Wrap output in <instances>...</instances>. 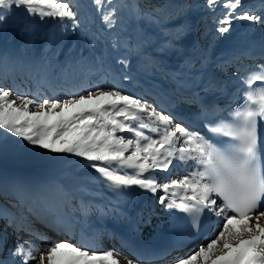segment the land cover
<instances>
[{"label":"snow or ice","instance_id":"6c2138e0","mask_svg":"<svg viewBox=\"0 0 264 264\" xmlns=\"http://www.w3.org/2000/svg\"><path fill=\"white\" fill-rule=\"evenodd\" d=\"M92 2L103 22L112 28L116 9L107 7L112 0ZM204 4L213 11L218 7L224 10L216 29L220 36L230 32L235 20L248 21L250 27L264 24V0L259 14L245 10L244 0H204ZM16 10H22L33 21L36 17L41 21L49 17L58 27L66 29L69 24L73 29L79 27L77 0H0V25ZM132 10L137 18L143 15L151 19L135 3ZM183 31V26L176 29L177 38ZM120 63L126 65L127 61ZM257 69L240 77L234 95L238 98L243 92L244 102L236 108L229 105L220 109L214 100L205 103L199 93H193L194 99L183 101L198 106L195 115L205 122L212 139L190 131L186 124L175 122L177 116L173 113L158 111L142 97L118 86L106 91L97 85L87 95L72 94L63 101L58 97L44 98L42 103L38 96L17 93L20 105L10 98L12 89L0 87V152L6 151L10 133L30 145L80 158L77 163L99 174H92L91 180L111 191L125 193L138 188L153 196L163 191L165 195L159 197V203L166 209L175 208L186 214L180 218L184 223L175 226L173 250H180L197 238L202 220L206 215L209 218L215 215V223L223 224L215 239L185 258L177 257L176 264H264V224L261 223L264 210H260L264 207V152L257 134L258 121L264 120V64ZM256 81L261 86L253 87ZM214 90L218 89L209 81L204 91ZM32 106L40 111H30ZM70 110L75 111L65 118ZM225 110L230 119L220 115ZM57 144L61 146L56 147ZM174 161L191 167L192 171L179 179L158 180L155 171L168 172L170 166H175ZM79 191L83 193L79 206H72L69 201L70 211L63 217L41 218L45 227L69 237L54 244L46 243L45 252H40V245L32 241L19 243V233L27 232L47 241L50 238L46 233L0 213V219L7 220L5 230L0 231V252L8 240L6 229L12 227L17 233V243L14 249H9V259L0 260V264H30L37 259L34 252H40L39 264H45V260L47 264H120L111 251L92 250L100 246L98 236L86 240L82 231L76 244L71 242L75 239L76 224L84 223L80 217L86 220L92 210L91 201L84 200V196L91 195L87 185ZM101 213L104 214L102 209ZM253 217L255 223H249ZM150 222V218L144 221ZM112 238L116 239L115 234ZM126 243L121 238L122 246ZM127 264L134 262L127 260Z\"/></svg>","mask_w":264,"mask_h":264},{"label":"rangeland","instance_id":"374dc122","mask_svg":"<svg viewBox=\"0 0 264 264\" xmlns=\"http://www.w3.org/2000/svg\"><path fill=\"white\" fill-rule=\"evenodd\" d=\"M135 1L136 0H112V4L107 6L109 10L113 7L116 9L114 17L116 23L112 28H108L103 22L101 13L96 11V6L93 4L92 0H77L79 5V27L76 29H73L71 24H69L66 29L58 27L53 22L52 18L49 17H45L43 21H41L39 17H36L35 21H33L31 18L27 17L22 10H16L13 15L9 16L7 20L0 25V73L5 71L3 69L4 67H20L21 56L24 60L29 59L32 54H40L39 57H42V59L44 58V60L50 63L58 60L60 56L69 57V60H71V63H69L70 65H73L74 61L90 58L95 62L96 66L100 65L99 59L107 57L109 60L112 56L118 55L122 60L127 61V64L125 65L122 63L121 67V71L127 73V75L124 74L127 77H133L131 71L134 68L137 72L146 69L156 72L153 66L159 64V62L163 63L164 59L160 58L158 62L156 60L152 61L146 57L150 52V47H152L150 44L152 43L153 37L155 38L156 36L159 38L158 40L162 44L164 51H171L174 54L175 50L173 48L175 47L173 43H175V40L171 42L168 40L169 38L171 39V35H165L167 24L170 27H172L171 24L174 26L176 25L174 28L175 30L176 27L180 28L182 25L183 28L189 27V29H191L189 25L191 24L192 18H198L203 12L202 4L204 0H155V3H153V5L157 7L155 11L148 6L150 5L148 2L137 4L142 13L151 15V19L143 15L137 18V14L132 10V5ZM163 17H169L166 23L163 21ZM202 32H206V28L203 29ZM141 39L144 40V44L140 45ZM182 40H184V38ZM145 42H147V44H145ZM114 43L117 45L116 47L113 46ZM125 43L127 47L124 46ZM141 54H144V56H140ZM85 55L86 57H84ZM166 59H169V56L166 55ZM32 61L33 63L36 62V64L40 62V60L36 58L32 59ZM63 66H67L65 69L68 73L70 71L68 67L70 66L68 64H64ZM0 87L5 88L4 86ZM113 87L114 86L109 85L102 88L107 91L111 90ZM132 88L138 89L136 85L132 86ZM59 91L63 92V89ZM91 91H95V89ZM66 93L67 95H60L59 99L61 101L71 98L72 94ZM73 94L87 95V91ZM133 95L141 97L138 94ZM16 97L17 94L12 92L10 98L16 100L17 105H20L21 101ZM142 98L150 104V101L145 98V96H142ZM39 102L42 103L43 99L39 100ZM29 110L32 112L40 111V109L34 106L30 107ZM56 111H59V109ZM74 111L75 110H70L66 113L65 118L70 117ZM54 120L55 117H53V122ZM8 137L6 151L0 152V190L4 189L5 183L7 185L11 182L14 176L27 175L30 176L29 179L31 180L33 179V174L39 173L37 175H41L44 180L52 179V184L57 188L59 185L62 186L67 191L66 197H69L71 205L79 206L77 200L80 199L81 201V197L83 196V193H81L79 189L81 186L87 185L91 195L84 196V200L91 201L93 205H96L95 208L92 207L90 215L94 217V214H97L95 211L101 212L102 209L104 214H101L105 217L106 223L109 222V215L112 213V209L108 205L110 203L106 196L118 201V205H112V207L117 206L125 212L131 207L132 203L129 202L125 204L122 202V197L124 195L128 194L130 197L141 196L143 199L151 196L149 192L145 191L144 194L141 195L140 191L142 190L140 189L125 192L126 194L112 192L108 188L103 187V185L91 180V175H97V173L77 163L80 158L71 156L67 153L53 152L49 149L30 145L26 141H23L22 138L14 137L10 133ZM60 146L59 144L56 145V147ZM177 147H179V144H177ZM176 166L178 167V165ZM30 171L33 173L32 175ZM183 174H178L172 179L183 177ZM156 177L157 179L159 178L158 175ZM78 185H80V187ZM44 186H46V188L43 189V191L49 190L48 184ZM41 190L35 193L39 195L42 193ZM69 201L67 203L68 206ZM142 205L148 207L146 203H142ZM4 211H6V213L7 211L10 212L11 208L3 204L0 200V213ZM67 211H70V206L67 207ZM221 218L223 219V217ZM2 221L5 222V219ZM252 221L253 220L250 219L249 223ZM252 223L254 224V222ZM220 225L221 224H218V229L212 239H215L218 231L223 228V226ZM3 230H5V225L2 223L0 225V231ZM7 235L10 240H8V244L5 246L2 255V257H5V260L9 259V249H14L17 243L8 232ZM28 241L40 245V252L46 251L44 245L47 242ZM19 243H24V241H19ZM40 252L34 253L37 259L33 261L32 264H39ZM113 255L119 260L120 264H127L128 258L116 253H113ZM45 264H47L46 260Z\"/></svg>","mask_w":264,"mask_h":264},{"label":"bare ground","instance_id":"6f19581e","mask_svg":"<svg viewBox=\"0 0 264 264\" xmlns=\"http://www.w3.org/2000/svg\"><path fill=\"white\" fill-rule=\"evenodd\" d=\"M137 1L138 4H143L144 2L146 3L148 2L150 4L148 6L152 8L153 11L157 10V7L153 5V3H155V0H137ZM244 3H245V10L255 11L258 14L260 13L261 0H244ZM202 5H203L202 14L198 18L193 17L191 20V24L189 25L191 29H189V27L187 28L185 27L184 30L185 29L186 30L184 31V33L179 34L178 38H177L176 30L174 29L176 25L174 26L171 24L172 27H170L167 24V29H166L167 31H165L166 32L165 35L167 36L171 35L170 36L171 39L169 38L168 40L171 42L175 40V43H180L181 45L179 47L177 44L173 43L175 47V51L177 52V53L174 52L175 54H177L176 58L173 57L174 54L171 51H167V52L164 51L162 44L158 40L159 38H157L156 36L155 38L153 37L152 43L150 44L151 46L154 47L149 49L150 51L149 54L161 55L164 58H166V55L169 56L168 60H171L170 64L166 65L161 62L158 67L161 68H163L164 66L166 68L170 67L169 72L167 71L168 72L167 74L165 72L168 78H173L174 80H176L177 79L176 76L178 77L182 76V80L180 81L181 89L188 90V86H191L194 89L195 88L194 78L199 77L200 75L203 76L204 79L207 81L214 82L215 80L219 79L221 82H227L228 78L227 76H225L224 73L225 71H229L231 68L237 65H243L244 63L253 61L254 59H259V61L262 60L257 55V53L253 51V49H255V47H259L264 52V24H255L250 27L249 26L250 22L248 21L235 20L232 23L230 32L224 34L223 36H220L219 33L216 31V29L218 27V21L222 18V13L224 10L222 9V7H218L215 11H213L205 7L204 3ZM168 18L169 17H163V21L166 23ZM177 28L178 27H176V29ZM205 28H206V32H202V30ZM190 36L193 37V39H189ZM230 37H232V39L228 41V43L231 42L234 43L235 45L240 44L239 46H246L247 48H249V50H247V52L244 53L239 52V50L238 51H236L235 49L232 50L230 48L223 50L224 47L217 50L218 49L217 43L219 42V39L230 38ZM183 38L189 40V44L184 45L186 41L183 43L182 42ZM141 41L142 42L140 43V45L144 44V40L141 39ZM147 42H145V44H147ZM159 47L162 48H160L159 50ZM180 49L181 51L179 52ZM39 55L32 54V56L29 59H24L25 64H21L20 67L15 68L13 73L12 72L7 73L6 71L1 72L0 86H4L6 89H10L6 79V75H8L9 83L15 84L17 87L21 88L19 90L20 92H18L20 95L26 94L29 97H32L33 94H36V91L43 92L42 89H38V87H40V84L43 85L44 88H46L44 89L46 90V92L58 93L57 91L61 89V87L59 89L57 88L59 83L63 85L68 84L69 88L74 87L75 90V88L79 89L80 86H83L84 83H86L88 80L98 79L99 74H101V71L99 69H96L97 66L95 62H93V60L90 58L85 60L81 58L82 59L81 61L80 60L74 61L73 62L74 64L70 65L69 63H71V60H69V57L60 56L58 60H55L54 62L50 63L47 60H44V58L42 59V57H39ZM86 55L84 57H86ZM34 58L39 59L40 62H38L37 64L36 62L33 63L32 59ZM205 58H207V62H205ZM50 59L54 60L53 58ZM150 59L153 61L152 58ZM166 60L164 61L166 62ZM64 64H68L70 66L68 67L70 70L68 73L66 72L65 69V67L67 66H63ZM112 69L114 73L121 70V68L119 67L116 61L113 63ZM161 72L164 73L163 70ZM171 74L173 75L170 76ZM148 76L149 75H145L144 78L145 79L147 78L146 83L147 85H150L148 84L150 83ZM122 80L120 82H122ZM163 80L166 82V78H164ZM189 83H193V85H190ZM12 92L14 91L12 90ZM14 93L17 94V92ZM144 96L148 97L146 95ZM120 134L129 135L127 133H120ZM174 170H175L174 167L169 168V171L171 173L170 175H172L175 172ZM30 173L31 175L33 174L31 171ZM37 174H33L32 175L33 179L31 180L29 179L30 176L17 175L14 176L11 182H9L7 185L5 183V188L0 190V193H4V194H0V200L2 201V203L9 204L10 200L12 202H18V203L25 202L28 206V210L29 207L34 205L32 203H36L41 207L42 212L45 209H54L52 207L54 205L53 201L55 200L56 202H59L58 198L60 197V195L63 194V191L64 193L67 194V191L60 185L58 186V188L54 186L52 184L53 181L52 179L44 180L41 175H37ZM162 174L165 175L167 174V172H161L157 170L154 173L155 176L158 175L159 179ZM98 175L99 174L97 173V176ZM46 184H48L49 190L43 191V189L46 188V186H44ZM78 186L80 187V185ZM38 190H41L42 192L39 195L35 193ZM150 195H151L150 198H155V197L159 198L160 195H165V193L163 191H158L155 194V196H153L152 193H150ZM136 200L141 201L136 196L131 197L130 200V202L132 203L131 207L134 206ZM92 207L95 208L96 205H93ZM150 209H153L152 213H157L160 207L158 206V204L155 203L154 206H152ZM261 210H264V208ZM4 212H3L4 215L13 218L12 214L9 213L7 214L6 211ZM49 212L50 211L46 212L45 215H47ZM28 213L29 212H25L24 215H28ZM252 220H253L252 222L255 223L254 217L252 218ZM261 223L264 224V220H262ZM202 244L203 243L199 244L197 248ZM194 250H196V247L188 251L180 249L179 251L180 254L182 255L180 258L187 257L188 255L192 254ZM160 257H156L153 261L144 264H156L155 261H159L163 259ZM173 261L176 264V259L168 258L164 264L174 263Z\"/></svg>","mask_w":264,"mask_h":264}]
</instances>
